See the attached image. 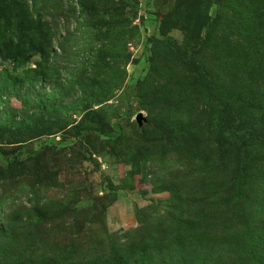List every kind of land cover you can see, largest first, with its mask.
Wrapping results in <instances>:
<instances>
[{"label":"rangeland","instance_id":"obj_1","mask_svg":"<svg viewBox=\"0 0 264 264\" xmlns=\"http://www.w3.org/2000/svg\"><path fill=\"white\" fill-rule=\"evenodd\" d=\"M0 264H264V0H0Z\"/></svg>","mask_w":264,"mask_h":264}]
</instances>
